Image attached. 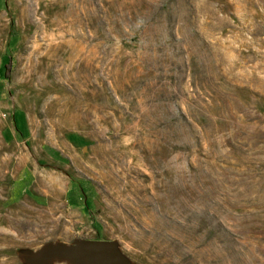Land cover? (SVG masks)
<instances>
[{"label":"rangeland","instance_id":"rangeland-1","mask_svg":"<svg viewBox=\"0 0 264 264\" xmlns=\"http://www.w3.org/2000/svg\"><path fill=\"white\" fill-rule=\"evenodd\" d=\"M1 167L0 264H264V0H0Z\"/></svg>","mask_w":264,"mask_h":264},{"label":"crops","instance_id":"crops-1","mask_svg":"<svg viewBox=\"0 0 264 264\" xmlns=\"http://www.w3.org/2000/svg\"><path fill=\"white\" fill-rule=\"evenodd\" d=\"M5 120H8V118L5 116L4 117V120H3V127H4V129L5 130H7V131H9V132H11V134L14 136V138L16 137V135H15V131L13 130V128H12V123H10L9 121V123H5ZM16 139V138H15ZM7 147V150L8 151H15L16 153H18L19 154V150H20V148H18V147H16V146H13V145H9V146H6ZM14 159V161L16 162V164H17V168L19 167H22V168H20V170L21 169H23L24 167V169H30L29 168V164H30V160L29 159H26V157H24V156H17L16 158H13ZM13 160H11V163L12 162H14ZM24 166V167H23ZM2 169H0V175H2L3 174V167H1ZM13 170V172H11V177H8V179H7V183H5V184H0V191H1V198H0V231H4V227L6 226L5 224H6V222H5V219H7V214H3V209L2 208H5V203H4V196H3V194L6 192L7 194H8V198L6 199V201L7 202H13V203H11V205H15L16 203H14V200H16V198L17 197H14L13 196V193H14V189H15V187L16 186H14L15 185V183L17 182V174L19 173V169H17V170H15V169H12ZM21 172V171H20ZM13 186H14V188H13ZM67 188V187H66ZM88 191L87 190H82L80 187L78 188V187H76V186H73L70 190H65V194H66V197H67V195L69 196H71V195H73V197L75 198V202H76V200L78 199V198H81L80 200L82 201V199H83V201H84V199L85 200H87L88 199V193H87ZM10 193V194H9ZM10 195V196H9ZM13 198H12V197ZM25 197H28L29 198V196H26L25 195ZM66 201H67V199H66Z\"/></svg>","mask_w":264,"mask_h":264},{"label":"water","instance_id":"water-1","mask_svg":"<svg viewBox=\"0 0 264 264\" xmlns=\"http://www.w3.org/2000/svg\"><path fill=\"white\" fill-rule=\"evenodd\" d=\"M79 249L82 251L77 253V255L86 257L89 261H91V264H124V262L114 256L111 246L107 244L86 243L83 244ZM64 254L65 249L63 247H55L45 249L37 255L30 256L28 253L25 255L29 260L48 262L54 259L56 256L62 257Z\"/></svg>","mask_w":264,"mask_h":264},{"label":"trees","instance_id":"trees-1","mask_svg":"<svg viewBox=\"0 0 264 264\" xmlns=\"http://www.w3.org/2000/svg\"><path fill=\"white\" fill-rule=\"evenodd\" d=\"M9 71H10V66H7L6 67V73H5L6 77H7Z\"/></svg>","mask_w":264,"mask_h":264}]
</instances>
